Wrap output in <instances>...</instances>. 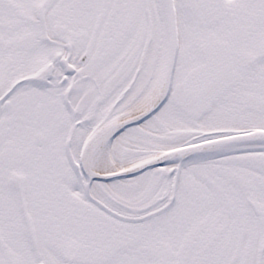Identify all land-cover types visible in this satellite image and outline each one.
I'll return each instance as SVG.
<instances>
[{
	"label": "snow or ice",
	"instance_id": "snow-or-ice-1",
	"mask_svg": "<svg viewBox=\"0 0 264 264\" xmlns=\"http://www.w3.org/2000/svg\"><path fill=\"white\" fill-rule=\"evenodd\" d=\"M0 264H264V0H0Z\"/></svg>",
	"mask_w": 264,
	"mask_h": 264
}]
</instances>
